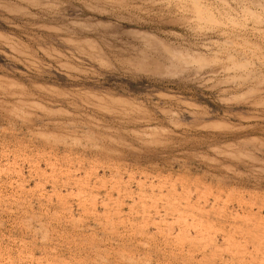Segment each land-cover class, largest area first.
<instances>
[{
	"label": "rangeland",
	"instance_id": "obj_1",
	"mask_svg": "<svg viewBox=\"0 0 264 264\" xmlns=\"http://www.w3.org/2000/svg\"><path fill=\"white\" fill-rule=\"evenodd\" d=\"M0 264H264V0H0Z\"/></svg>",
	"mask_w": 264,
	"mask_h": 264
}]
</instances>
